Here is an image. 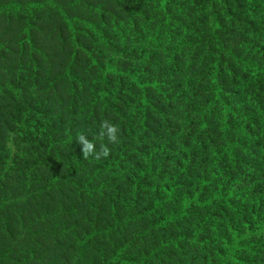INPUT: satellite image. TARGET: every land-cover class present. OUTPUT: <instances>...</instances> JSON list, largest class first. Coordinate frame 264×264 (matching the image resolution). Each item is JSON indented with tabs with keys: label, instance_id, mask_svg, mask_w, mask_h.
Masks as SVG:
<instances>
[{
	"label": "rangeland",
	"instance_id": "1",
	"mask_svg": "<svg viewBox=\"0 0 264 264\" xmlns=\"http://www.w3.org/2000/svg\"><path fill=\"white\" fill-rule=\"evenodd\" d=\"M33 11L38 12L40 20L36 28L30 29L26 24V18ZM227 11L228 8L222 0H0V38L11 35L13 38L27 37L31 40V55H0V66L14 69L21 63L27 64L34 61L33 57L39 58L42 61L43 74L39 80L34 83L31 80L29 83L32 92L37 93L43 89L50 82L49 74L52 73L59 78L60 94L64 95L67 101L76 97L81 108L91 107L96 98L89 89L90 84L82 78L79 81L73 80L64 68L67 62H71L73 58L71 55L74 51L76 52L75 37L71 36L69 27H65L62 33L59 22L64 20L71 24L75 36L79 34L81 28L85 32L88 31L97 42H92L93 52L95 55L103 54L102 67L107 69L108 61L113 66L121 62L138 64L144 68L148 67V73L153 79L154 87L146 91L149 94V100L154 102L155 111L146 118L143 113L146 100L139 98L141 105L131 104L128 112L133 125L130 141L134 140L137 143L133 153L137 154L138 147L149 144L152 138L153 141L158 142L159 140L154 139V136L159 137L168 147H185L180 141L185 127L205 126L207 123L210 124L212 119L221 120L223 131L212 130L211 125L210 128L205 126L206 136L201 140L203 142L201 146L197 143H189L187 147L202 151L204 158L202 160L209 164L212 153H222L225 157L232 154L233 158L227 159L225 169L231 173L233 183L235 185L242 182L252 183L247 189L264 199V186L259 185L264 181V140L245 131L246 126H242L240 130L227 126L229 117H233L235 124L238 120H242L243 125L247 123L252 126L253 123L249 120L259 121L264 129V112L258 110L264 109V99L260 104L255 105L248 97L230 95L225 100L228 108L222 111L217 107L214 109V106H207L204 97L189 91L183 94L184 98L181 102L173 100L174 107L167 108L163 95L169 90L160 87L168 82L188 86L195 71L204 74L210 62L215 59L220 63L223 61L218 55L220 40L222 42L223 39H218L211 34L210 29H215L214 27H199V24L204 19L212 22L218 18L225 19L224 17H228ZM225 20L231 27V29L227 27V30L233 33L232 36L224 37L227 49L236 47V39L242 33H246L256 42L258 38L264 36V22L261 19L259 21V16L255 17L253 12L247 14V21L242 25L243 30L235 29L236 21ZM34 39L37 41L36 45L33 44ZM211 39L213 48L210 53L209 40ZM263 54L264 51L261 48H241L237 57L243 56L244 68L239 67L238 71L235 70L236 77L243 79L247 75V81L251 85L254 84L257 76L255 60ZM87 58L90 65L96 68L93 75H90L94 77V80H98L97 73L107 74V71L101 67L98 70L99 65H92L93 58L90 59L88 55ZM83 59L84 54H81L79 58L81 68L78 67L76 72L87 75L86 63ZM223 68L227 75L222 79L225 85L230 87L233 85L230 76L231 68L225 61H223ZM111 76L115 84H118L119 78L122 79L119 69L113 71ZM262 81L264 82V75ZM256 87L264 88L262 85ZM109 88L112 89L111 86ZM133 90L141 91L138 87L126 82L122 97L127 99L133 97ZM13 96L15 97L14 94ZM112 100H115V97H112ZM18 104L21 103L15 99L11 102L13 111L18 108ZM234 105L236 106L232 109ZM162 107H166L165 112L170 113L167 120L171 125L167 126L161 120L157 125L152 126L149 120L162 118L160 116ZM50 108L52 107L49 106ZM209 112L214 113L212 117H207ZM140 117L144 118L140 119ZM83 118L82 115L73 120L70 124L71 128L79 134H85L86 138L93 143L102 131L107 137L106 129L101 127L102 122L87 121L85 124ZM67 119L70 120L71 117ZM109 122L116 125L114 121ZM116 126L118 127L117 142H104L102 146L109 149V154L107 157L101 155L98 158L100 161L105 162L108 157L109 161L114 159L120 161L125 144L130 142L127 140L130 134ZM258 128L259 126L255 129L256 134H261L257 131ZM221 132L229 134L230 138L225 139L220 135ZM196 134L199 137V133ZM65 136H68L67 131ZM101 151L102 147L99 148V152ZM176 154L177 152L166 150L161 156L159 155L158 161L151 167L158 168L162 161L174 162ZM78 158L83 160L82 155ZM90 162L93 166H104L108 163H97L94 160ZM59 166L62 167V164ZM122 169H117L121 170V175L114 181L113 186H118L119 189L114 190L112 187V193H109L110 202H115L118 197L120 199L118 206L121 207L123 216L126 212L133 210L134 214L144 217L142 221L135 224L127 237L130 238L135 233L142 232L143 225L146 228L154 223L155 229L165 231L163 236L157 237L182 249L187 248L183 242H177L179 238H182L180 231L187 229L185 224L187 213L180 212L182 205L186 204L184 196L186 198L187 190L180 193L175 183L167 180L165 170L161 179H155L152 182L149 197L146 200H138L135 196L128 195V190L124 187L119 186V180L124 179ZM47 174L56 176L55 170H50ZM29 178L17 177L15 185L18 189L11 194L3 193L0 196V206L10 205L13 207L11 212H14L12 221L5 219L1 222L0 220V264H67L66 261L71 258L72 252L81 253L92 248L95 249L88 256L89 264H109V249L126 235L117 237L118 231L106 233L107 227L104 223L100 227H92L84 231L79 225L77 231L69 232L62 213L61 220L55 221L48 218L46 210L55 208L56 206L53 205L72 191L66 188L55 191L54 202H51L48 198L41 197L37 190L26 186ZM252 181L256 185H253ZM91 198L95 202L98 196L93 195ZM89 201L84 205L80 213L81 217L92 212L88 206ZM137 201H139L138 205ZM259 206H261L259 218L264 223V200L262 203L259 201ZM111 209L112 205L109 211L102 210L103 217H108L109 220L111 217L114 218L115 215H111L113 214ZM12 229L15 233L11 231ZM8 231L11 233L10 237ZM140 236L142 238H139L131 250L132 258L125 264H152L153 258H148L147 254L152 251L153 237L150 234ZM20 242L21 245L18 248ZM162 262L188 264V256L181 250L173 249L163 256Z\"/></svg>",
	"mask_w": 264,
	"mask_h": 264
},
{
	"label": "trees",
	"instance_id": "2",
	"mask_svg": "<svg viewBox=\"0 0 264 264\" xmlns=\"http://www.w3.org/2000/svg\"><path fill=\"white\" fill-rule=\"evenodd\" d=\"M222 1L228 8V17L224 18L230 22L236 21L235 29L243 30L242 25L247 21L245 17L252 12L255 17L259 16V21L261 19L264 22V0ZM225 19L218 18L213 22L204 19L202 23L203 27H214L215 29H210L211 34L218 39H223L222 42L220 40L218 55L231 68L230 76L233 85L230 87L225 85L222 78L227 73L223 68V61L220 63L215 59L210 62L204 74L195 71L188 86L172 82L160 85L169 90L163 95L167 108L174 107L173 100L181 102L184 98L183 94L189 91L204 97L207 106H214V109L218 108L222 111L228 108L225 100L230 95L248 97L255 105L260 104L264 99V88L256 87L260 85L257 79L251 85L247 81V75L243 79H238L235 75L237 68H244L243 56L237 57L239 50L251 47L261 48L264 51V36L258 38L256 42L246 33H242L236 39V47L227 49L224 37L232 36L233 33L227 30V27L229 29L231 27ZM59 24L62 27L60 28L62 33L65 27L70 28L71 36L75 37L74 46L77 52L74 51L71 62H67L64 68L73 80L79 81L82 78L90 84L89 89L96 99L91 107L85 108L80 107L76 97L67 101L65 96L60 94L59 78L52 73L49 74L50 82L43 89L37 93L32 92L29 83L31 80L32 83L39 80L43 74L42 61L39 58L34 57V61L27 64L21 63L14 69L0 66V196L17 190L15 182L20 176L30 177L26 186L37 190L41 197L48 198L51 202H54L55 191L70 189L71 194H66L58 200L53 205L56 206L55 208L46 210L48 218L60 221L62 213L63 218L66 219L67 230L71 233L77 231L79 225L84 231L92 227H100L104 223L107 227L106 233L118 231L117 237L125 234L126 236L121 237L118 244L109 249V264L129 262L133 256L131 253L133 245L142 238L139 237L141 234H150L153 237L152 251L147 254L148 258H153L152 264H165L162 262L163 256L173 249L186 253L188 264H264V230L256 224L261 211L259 201L262 203L264 199L247 189L252 183L242 182L235 185L231 179V173L229 171L223 173L220 165L222 153L215 154L214 160L204 166L202 151L187 147L189 143H197L201 146L203 143L201 140L206 136V127L210 128V125L212 130L223 131L222 121L213 119L210 124H205L206 127H185L180 140L185 147H168L159 137L154 136V139L159 140L158 142L153 141L152 138L149 144L138 147L137 154L133 153L137 143L134 140L130 141L133 125L128 112L131 104L140 106L139 98H144L146 100L145 110H143L145 117L149 118V114L155 111L154 102L149 100V94L146 91L154 87L148 67L123 62L113 66L108 61L106 69L101 66L104 62L103 54L95 55L93 52L92 42H97L93 40L94 36L91 33L88 31L86 33L81 28L79 34L75 36L71 24L67 21L63 20ZM212 42V39L209 40L210 53L213 48ZM81 54H84L87 75L76 72L78 67L81 68L79 64ZM87 55L90 59H94L92 65H99L98 70L101 67L107 71V74L97 73L98 80H94V77L90 75H93L96 68L90 65ZM116 69H119L122 75V79H118V84H115L111 76ZM125 81L141 91L133 90V97L123 98ZM112 97H115V100L111 101ZM14 99L21 104H18V108L13 111L11 102ZM49 106L52 108L49 109ZM166 107L161 109L162 118L149 120L152 126L157 125L161 120L165 125H171L167 120L170 113L165 112ZM258 110L264 112V109ZM212 114L213 112H209L207 117H211ZM82 115L85 124L87 121L92 123L114 121L123 132L130 134L127 137L130 142L125 144L120 161L118 159L109 161L108 157L105 161L108 162L106 165L93 166L91 160L97 163L105 162L98 160L94 155L79 160L78 156L82 155V146L76 141L79 133L71 128L70 124ZM67 117L71 119L68 120ZM143 118L140 117V119ZM249 121L253 123L252 126L247 123L243 125L242 120H238L235 124L234 118L229 117L227 126L237 130L246 126L245 131L264 140L262 123ZM257 126H259L257 131L261 134H256ZM65 131L68 132V136H65ZM196 133H199V137ZM100 134L94 142L97 153L104 142L109 143L108 138L101 137ZM220 135L227 140L230 138V135L226 133L221 132ZM166 150L177 152L174 162L162 161L158 168L151 167L158 161L159 155L161 156ZM232 158V154L227 156V159ZM61 164L62 167L59 166ZM120 168H123L124 179L119 180V186L124 187L128 190V195L135 196L138 200H146L149 197L152 182L155 179H161L165 170L167 180L173 181L175 187L180 189V193L187 190L186 198L184 196L186 204L182 205L180 211L187 213L185 223L187 229L180 231L182 238L177 241L186 244L187 248L182 249L157 237L163 236L165 231L155 229L154 223L146 228L143 225L142 232H137L130 238L127 237L135 224L142 221L144 217L134 214L133 210L126 212L123 216L122 209L118 206L120 202L118 197L115 202H110L109 193H112V187L114 190L119 189L118 186H113V183L121 175V170H117ZM50 170H55L56 176L47 174ZM253 185L256 183L253 182ZM259 185L264 186V181ZM93 195L98 196L95 202L91 198ZM88 200H90L88 206L92 212L81 217L80 213ZM136 204L138 205L139 201ZM111 205L113 211L111 215L115 217L109 220L108 217H103L102 210L109 211ZM12 209L10 205L0 206L1 222L5 219L13 220ZM80 220H82L81 223ZM11 231L15 233L14 229ZM10 234L8 231L9 237ZM20 245L21 242L18 248ZM86 252L83 251L84 254ZM83 253L79 254L83 256Z\"/></svg>",
	"mask_w": 264,
	"mask_h": 264
},
{
	"label": "clouds",
	"instance_id": "3",
	"mask_svg": "<svg viewBox=\"0 0 264 264\" xmlns=\"http://www.w3.org/2000/svg\"><path fill=\"white\" fill-rule=\"evenodd\" d=\"M204 12H206V9H204ZM247 18V16L245 17ZM40 20L38 16L37 11L31 12L30 15L27 16L26 18V24L30 29L36 28L37 27V22ZM199 27H203V23L201 22L199 24ZM25 42V45L23 46ZM33 44H37V41L34 39ZM31 40L27 37H21L19 39L13 38L11 35H4L0 38V54L3 56H12V55H17V56H22L23 54L26 55H31ZM32 60V59H31ZM34 60V57H33ZM256 62V70H257V76L256 79L258 83L262 86H264V82L262 81V77L264 75V54L259 55L257 59L255 60ZM4 67V66H3ZM6 68V67H4ZM237 105V104H236ZM214 114V113H213ZM211 115V117L213 116ZM213 119L211 120V122ZM102 129H106V135L109 140V142L115 143L117 142V135L116 133L118 132V127L116 125L111 124L109 121H103L101 124ZM101 137L105 135V132H101ZM77 143L82 145V156L84 159H87L89 156H95V158H99L101 155L104 157H107L109 154V149L106 146H102V151L99 153L95 152L94 148V143L92 141H89L86 136L81 133L77 136L76 139ZM214 155L212 153V159L211 161L214 160ZM204 159V158H203ZM227 157L222 156L220 160V165L222 167L223 173L228 172L225 167L227 165ZM209 165V163L204 162V166ZM263 209V208H262ZM259 228L264 230V223L262 220L258 217L257 223H256ZM95 248H92L86 252V254L82 256L79 253H74L72 252L71 258L66 261L67 264H89L88 262V256L89 254L94 250Z\"/></svg>",
	"mask_w": 264,
	"mask_h": 264
}]
</instances>
